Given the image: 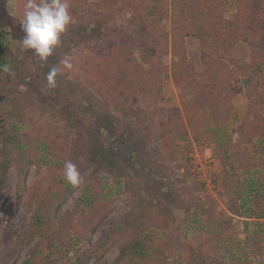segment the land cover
Returning <instances> with one entry per match:
<instances>
[{"label":"rangeland","instance_id":"1","mask_svg":"<svg viewBox=\"0 0 264 264\" xmlns=\"http://www.w3.org/2000/svg\"><path fill=\"white\" fill-rule=\"evenodd\" d=\"M82 1L71 2L73 22L47 63H41L32 50L21 46L25 33L20 21L26 0H0V59L6 55V65L17 67L12 69V81L0 86V120L3 119L10 133L32 137L34 147L26 187L19 189L16 170L11 168L0 200V264H24L32 256L37 240L19 250L15 244L29 228L38 197L48 190L61 201L57 222L71 213L76 215L67 241L61 245L48 244L34 263L115 264L118 247L112 246L101 258L93 253L110 227L129 210L130 196L118 187L120 171L135 177L141 195L147 196L150 189L153 201L165 207L172 217L167 226L143 230L142 239L150 243L146 254L151 259L147 258L146 263L188 264L191 257L186 254L191 247L209 264H264L261 174L242 170L237 161L228 160L219 149V141L214 142L218 132L232 137L234 143L239 126L253 122L247 114L243 92L226 90L234 111L224 123L214 122L208 107L206 121L200 119L191 124L173 72L162 75L160 93L143 91V75L136 76L138 82L133 90L126 74L113 75L112 71L104 74L107 70L102 54L94 51L105 49L104 34L114 28L124 29L133 34L137 44L140 33L129 25L130 13L123 4L99 12L95 5L105 0ZM229 1L225 16L233 19L238 8L236 0ZM159 26L170 35V20ZM184 43L196 69L203 72L199 41L191 36ZM253 49L250 43L239 40L232 54L217 53V59L222 61L219 69L222 86L227 88L226 83L240 77L235 66L250 64ZM140 55L139 47L132 51L134 64L148 69ZM65 58L71 60L73 69L58 75L56 87L48 88L46 76L50 66ZM162 62L171 66L178 60L169 54ZM5 75L4 71L0 77ZM14 100L24 118L7 121L4 111ZM201 117V113L197 115ZM70 119L77 122L71 131L81 144L80 160L87 167L85 171L80 169L84 183L72 193L64 190L68 183L62 158H54L50 147L43 143L51 125L63 130ZM244 149L252 154L254 163L264 158L262 140ZM65 155L62 153V157ZM1 158L0 152V163ZM200 162L204 175L195 169V163ZM84 221L88 224H83Z\"/></svg>","mask_w":264,"mask_h":264},{"label":"trees","instance_id":"2","mask_svg":"<svg viewBox=\"0 0 264 264\" xmlns=\"http://www.w3.org/2000/svg\"><path fill=\"white\" fill-rule=\"evenodd\" d=\"M72 1L76 3L79 0H69V3L71 4ZM235 2L238 8L237 13L233 19H228L225 16V8L229 5V0H105L95 5L99 12L113 8L118 3L123 4L130 13L129 25L140 33V42L136 44L133 34L129 31L114 28L104 34L105 49L96 48L94 51L97 50L98 54H102L104 68L107 70L104 74H108V71H112L113 75L126 74L133 90H136L138 82L136 76L143 75V91L160 93L163 83L162 75L168 71L173 72L176 75V89L191 124L200 119H203L204 123L208 107L212 110L211 117L214 122L223 120L222 123H224L234 111L232 99L229 94H226V90H241L247 101V114L252 116L253 122L251 124L243 122L239 126L236 132L239 134V139L236 144L233 143L232 137L228 138L225 133L218 132L219 137L215 138L214 142L219 141V149L226 153L228 160L236 157L239 159L240 168L245 172H251L264 165L262 159L259 164H253L244 151V145H251L256 139H264L262 113L264 0H236ZM168 20L171 22L172 29L170 35H166L159 26L160 23ZM0 28H2L1 21ZM191 36L200 43L203 72L196 69L186 52L184 41L186 37ZM239 40L250 43L254 48V57L250 64L235 66L237 71H240V77L233 83H226V88L220 84L219 69L222 61L217 59L216 55L217 53L232 54ZM137 47L141 50V62L148 65V69L134 64L132 51ZM169 54L178 60L171 66L164 65L162 62L163 58ZM6 64L7 56L5 55L4 59H0V75L4 72L3 67ZM9 68L12 72V69L17 67L15 65L10 67L9 63ZM11 81V74L6 72L5 76L0 77V86H6ZM227 95L228 97H225ZM200 113L202 117L197 118ZM4 115L7 121L9 118L19 119L18 121L24 118V113L15 100L10 103V108L4 111ZM3 123L1 119L0 200L11 168L16 170L19 189L24 190L30 167L29 158L34 150L32 137L29 135L21 137L10 133ZM55 126L51 125L47 131L44 146L50 147L54 158H62L63 163L69 160L75 163L82 174L80 169L84 170L87 167H83L81 163L80 159L83 155L81 144L75 140L71 131L73 127L76 128L77 122L70 119L63 130H57ZM77 133L80 135L79 130ZM62 153L66 155L62 157ZM225 156L223 158H226ZM261 179L264 180V176ZM118 187L130 196L129 210L100 239L93 254L101 258L112 246H116L119 249V255L115 264H148L146 260L151 257L146 254V247L150 246V243L142 239L143 230L150 226L158 227V229L167 226L172 217L165 207L153 201L150 189L147 190V196L141 195L140 187L130 172H119ZM65 189L69 193L74 190L69 184L65 186ZM38 198L36 213L29 228L19 236L15 244L16 249L19 250L37 240L31 251L32 256L24 264H45L34 263L39 257L37 255H40L50 243L61 245L67 241L76 215L71 213L57 222L56 214L61 204L57 195L52 190H48ZM82 223L88 224L87 221ZM90 230L93 231V229ZM188 252L189 254L186 255L191 257L188 264H209L194 248L188 247ZM157 260L156 257L153 258V261L157 262Z\"/></svg>","mask_w":264,"mask_h":264},{"label":"clouds","instance_id":"3","mask_svg":"<svg viewBox=\"0 0 264 264\" xmlns=\"http://www.w3.org/2000/svg\"><path fill=\"white\" fill-rule=\"evenodd\" d=\"M72 22L69 0H26L20 21L25 33L21 46L24 50H32L33 56L41 63H47ZM72 69L73 63L68 58L51 65L46 76L47 87L55 88L57 76ZM3 71L14 75L7 65ZM63 172L64 179L73 188H79L84 183L83 176L72 161L64 163Z\"/></svg>","mask_w":264,"mask_h":264},{"label":"crops","instance_id":"4","mask_svg":"<svg viewBox=\"0 0 264 264\" xmlns=\"http://www.w3.org/2000/svg\"><path fill=\"white\" fill-rule=\"evenodd\" d=\"M234 136H237V140L239 139V134L238 133H236V134H234ZM237 140L235 141L234 140V143L236 144L237 143ZM256 140H262V141H264V139H256ZM255 140V141H256ZM254 141V142H255ZM246 146H249V145H244V147H246ZM244 151L246 152V150L244 149ZM246 154H247V152H246ZM249 154V153H248ZM247 154V155H248ZM249 156V158H250V160H251V162L253 163V164H255V165H257V164H259V162L261 161V159L257 162V163H254V161L252 160L253 159V157H252V154L250 155H248ZM236 163H238V167H240V162H239V159H237L236 157H234V159H233ZM262 160H264V158L262 159ZM255 171H258V172H260V174H261V176L260 177H262V176H264V165H263V167L261 166L260 168H255L254 170H252L251 172H247V173H252V172H255ZM261 181L263 182V185H264V180H262L261 179Z\"/></svg>","mask_w":264,"mask_h":264},{"label":"built area","instance_id":"5","mask_svg":"<svg viewBox=\"0 0 264 264\" xmlns=\"http://www.w3.org/2000/svg\"><path fill=\"white\" fill-rule=\"evenodd\" d=\"M195 169L198 170L199 172H200V171H203V172H202L203 175L205 174V172H204V170H205V169H204V165H203L201 162H200L199 164H196V163H195Z\"/></svg>","mask_w":264,"mask_h":264}]
</instances>
